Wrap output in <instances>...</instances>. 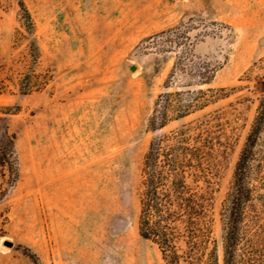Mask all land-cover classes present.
<instances>
[{"label":"rangeland","instance_id":"1","mask_svg":"<svg viewBox=\"0 0 264 264\" xmlns=\"http://www.w3.org/2000/svg\"><path fill=\"white\" fill-rule=\"evenodd\" d=\"M166 85L213 91L153 132ZM263 99L264 0H0V264H165L139 233L143 162L154 137L185 126L206 144L194 185L223 264L236 164ZM247 182L237 264H264V128Z\"/></svg>","mask_w":264,"mask_h":264},{"label":"trees","instance_id":"2","mask_svg":"<svg viewBox=\"0 0 264 264\" xmlns=\"http://www.w3.org/2000/svg\"><path fill=\"white\" fill-rule=\"evenodd\" d=\"M21 8L28 27L32 29L29 10ZM214 70L204 77L201 85L210 84ZM167 91L160 94L150 118L153 132L162 130L171 120L182 119L203 109L213 89ZM221 91H225L221 89ZM264 128V99L246 138L236 164L234 195L223 241V264H237L242 239L243 210L249 200L248 171L255 147ZM186 126L170 134L154 137L143 162V191L139 216V233L144 240L158 245L165 264H220L218 246L212 237L209 219L210 198L194 185L201 180L204 148L201 137ZM13 136L2 138L4 163L13 154ZM35 264H40L34 255Z\"/></svg>","mask_w":264,"mask_h":264},{"label":"water","instance_id":"3","mask_svg":"<svg viewBox=\"0 0 264 264\" xmlns=\"http://www.w3.org/2000/svg\"><path fill=\"white\" fill-rule=\"evenodd\" d=\"M136 67H132V70H135ZM4 245L8 246V247H13L14 246V243L10 240H5L3 241Z\"/></svg>","mask_w":264,"mask_h":264}]
</instances>
